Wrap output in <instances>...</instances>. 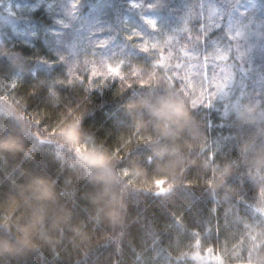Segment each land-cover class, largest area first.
Listing matches in <instances>:
<instances>
[{"label":"trees","instance_id":"obj_1","mask_svg":"<svg viewBox=\"0 0 264 264\" xmlns=\"http://www.w3.org/2000/svg\"><path fill=\"white\" fill-rule=\"evenodd\" d=\"M199 5L0 0V138L11 149L0 152V264H264V62L232 74L239 91L197 107L128 39L186 21L195 31ZM118 60L124 69L107 68ZM162 94L187 105L190 130L133 125L126 102ZM76 124L83 152L64 142ZM93 147L110 163L81 167Z\"/></svg>","mask_w":264,"mask_h":264},{"label":"snow or ice","instance_id":"obj_2","mask_svg":"<svg viewBox=\"0 0 264 264\" xmlns=\"http://www.w3.org/2000/svg\"><path fill=\"white\" fill-rule=\"evenodd\" d=\"M132 6L139 7L140 5L132 3ZM148 7L152 6L148 5ZM211 15V10L206 13L202 9L195 31L186 21L183 27L171 34L145 38L133 30L128 37L129 40H140L137 47L153 57L149 66L159 72L166 81L177 84L181 90L194 97L199 102L197 107L202 105L206 107L211 104L216 91L222 87L223 79L226 78L225 69L221 67L225 59L221 46L219 44H213L210 47L202 46L205 34L214 27H219L218 24H213ZM146 23L153 31L156 30L153 19H146ZM103 46V41L97 45V47ZM107 68L119 72L125 66L122 60H118L116 65L108 63ZM181 71L184 72L182 76ZM87 75L86 72L84 76L87 77ZM205 98L207 103H205ZM122 144L130 145L131 140H123Z\"/></svg>","mask_w":264,"mask_h":264},{"label":"rangeland","instance_id":"obj_3","mask_svg":"<svg viewBox=\"0 0 264 264\" xmlns=\"http://www.w3.org/2000/svg\"><path fill=\"white\" fill-rule=\"evenodd\" d=\"M5 2L8 7L17 9L16 7L22 3L37 4L42 0H5ZM199 6L200 12L202 9L206 13L211 10V20L219 27H214L210 32L220 33L222 40L219 41L223 42L218 44L223 49L225 57L223 64L226 65L221 67L225 69L226 78L212 98L215 99L226 95L228 91L233 93L239 91L231 90L235 83H231L230 79L236 70L244 74L243 66H248L251 70L254 65H258L259 60L264 62V0H200ZM34 8L35 5H31V9Z\"/></svg>","mask_w":264,"mask_h":264},{"label":"clouds","instance_id":"obj_4","mask_svg":"<svg viewBox=\"0 0 264 264\" xmlns=\"http://www.w3.org/2000/svg\"><path fill=\"white\" fill-rule=\"evenodd\" d=\"M125 107L132 115L133 125L144 126L151 123L152 128L161 136L171 138L178 136L181 132L191 129L192 117L188 111L187 105L182 100L172 97L170 95H158L154 98H146L143 100L127 101ZM147 115L148 119L145 120L144 116ZM67 131V130H65ZM84 133L80 126L76 124L71 129V136L64 135V142L72 146H79L81 152L85 151L84 145L86 143ZM75 137V140L72 137ZM10 141L6 138H0V152L11 151L9 148ZM18 147L15 149L17 152H23L24 144L18 141ZM108 153L106 150H100L93 147L89 150V155L86 159H78L81 167L89 168L100 166L107 160ZM40 179H45L41 177ZM49 184L54 185V181L47 180ZM54 190V189H53Z\"/></svg>","mask_w":264,"mask_h":264}]
</instances>
